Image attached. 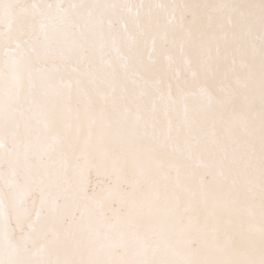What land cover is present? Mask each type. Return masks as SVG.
I'll use <instances>...</instances> for the list:
<instances>
[{
	"label": "snow or ice",
	"instance_id": "obj_1",
	"mask_svg": "<svg viewBox=\"0 0 264 264\" xmlns=\"http://www.w3.org/2000/svg\"><path fill=\"white\" fill-rule=\"evenodd\" d=\"M0 264H264V0H0Z\"/></svg>",
	"mask_w": 264,
	"mask_h": 264
}]
</instances>
